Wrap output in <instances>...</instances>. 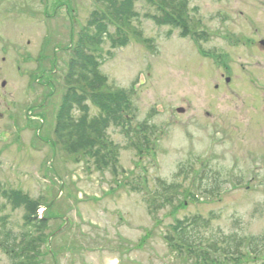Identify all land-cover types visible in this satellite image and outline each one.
<instances>
[{
  "label": "rangeland",
  "instance_id": "obj_1",
  "mask_svg": "<svg viewBox=\"0 0 264 264\" xmlns=\"http://www.w3.org/2000/svg\"><path fill=\"white\" fill-rule=\"evenodd\" d=\"M1 1L0 185L41 204L40 216L44 205L51 207L41 264H198L173 250L167 237L176 221L199 215L215 217L202 237L219 246L229 236L238 242L264 237V95L252 98V87L240 74L234 90L216 89L219 73L197 54L186 31L156 24L146 16L158 14L156 8L135 0L137 19L126 26L108 22L109 33H121L127 44L115 49L107 40L87 50L101 64L108 88L127 94L126 115L132 118L128 137L120 126L109 128L110 141L119 146L117 161L98 169L93 159L67 154L54 130L71 54L84 38L81 29L106 15L104 6L100 0ZM184 1L209 30L222 27L219 10L252 11L249 0ZM254 14L264 37V8ZM94 27L92 34L98 31ZM228 28L248 31L244 18ZM46 36L52 43L43 53ZM28 42L33 56L24 65L15 49ZM243 50L233 53L249 69ZM85 105L91 117L99 114L92 102ZM145 122L153 129L150 148L139 154L130 140L143 143L138 134ZM159 182L180 185L171 205L156 197ZM162 202L158 209L148 204ZM24 215L0 194V231L4 218L17 234ZM228 258L219 256L217 264L237 263ZM256 261L264 262V250ZM0 264H13L2 250Z\"/></svg>",
  "mask_w": 264,
  "mask_h": 264
},
{
  "label": "trees",
  "instance_id": "obj_2",
  "mask_svg": "<svg viewBox=\"0 0 264 264\" xmlns=\"http://www.w3.org/2000/svg\"><path fill=\"white\" fill-rule=\"evenodd\" d=\"M147 2L158 12L155 15L147 14V18L160 26L186 31V1L147 0ZM100 3L104 6L106 15H95L92 21L98 29L95 46H100L107 40L115 49L125 46L127 43L121 33H109L108 22L126 26L137 19L138 14L134 10L135 0H100ZM100 66L99 61L84 50L74 54L65 78L68 88L58 116L56 115L54 134L67 154L74 159L77 154H81L82 160L92 161L93 159L98 169H103L110 166L111 159L117 161L119 151V146H115L109 139V128L120 126L128 137L130 131L127 127L131 124L132 118L126 115L131 111L127 94L120 91L115 93L108 88L105 79L99 74ZM86 101L92 102L98 108V115L90 116V108L85 105ZM75 112H78V115ZM140 127V133H137L138 140L142 139L143 143L139 141L133 143L130 140V146L134 145L138 153L142 154L150 148L148 132L153 129L147 126V122ZM181 173H185V170ZM159 183L161 193H156V197L166 200L168 205H171L172 197L180 192V185L175 182ZM1 187L0 185V194L9 201L12 209H24L25 215L23 226L17 234L6 228V219L3 218L0 250L13 260V264H41V248L48 240L45 234L49 228L50 218L48 219L47 216L51 211L47 210L40 216L38 210L42 207L41 204L30 200L22 192L3 190ZM214 190L217 192L218 188H213V193ZM148 204L152 209L165 206L164 202ZM214 219L215 217L204 218L199 215L176 221L172 227L173 232L167 237L168 244L173 250L188 254L198 264H217L219 256L230 257L229 261H236V264L240 262L241 264H264V262L256 261L258 253L264 250V237L252 238L248 242L245 240L238 242L236 238L229 236L221 243L223 246H219V242L214 238L204 239L202 232L209 230ZM243 247L249 249L250 253L246 254L249 258L252 256V259L242 253Z\"/></svg>",
  "mask_w": 264,
  "mask_h": 264
},
{
  "label": "flooded vegetation",
  "instance_id": "obj_3",
  "mask_svg": "<svg viewBox=\"0 0 264 264\" xmlns=\"http://www.w3.org/2000/svg\"><path fill=\"white\" fill-rule=\"evenodd\" d=\"M225 1L228 2L229 0ZM249 1L252 3L251 13L239 11L238 15H235L232 11L219 10L216 17L221 19V24H223L222 27L217 30L211 29L207 32L200 33V39L192 38L190 41L196 49L197 54L201 56L203 61L209 64L208 67H211L213 74L214 72L217 74L219 73L221 84L216 85V89L224 87L229 90H234L235 79L237 75L240 74L247 81L249 86L252 87V98L253 96L255 98L257 94L264 95V37L258 33L259 30L257 27L261 28V26L256 20L254 12L257 11L258 7L264 8V0ZM1 2H7V0H2ZM237 18H244L245 26L248 31L235 32L229 28L226 30L227 25L230 23L234 24ZM51 39L52 38L48 36L44 38L43 44L41 45L43 53H46L50 47L52 43ZM80 41L77 44L80 45ZM218 41L223 43L218 46L216 44ZM30 45V42H28L27 46L22 43H17L15 49V53L20 57V61L24 65L26 61L32 60V51L28 50ZM79 45L74 47L71 56L79 48ZM239 48L244 49V54L249 59L247 62L248 64H246L249 69H246V66L242 62H238V59L233 53V50ZM42 58L44 59V56H42ZM17 69L21 70V67H17ZM28 71V74L32 76V70ZM3 87H6V83L3 84ZM258 103L259 102L253 105L254 110L259 109ZM257 123V126H260V122Z\"/></svg>",
  "mask_w": 264,
  "mask_h": 264
},
{
  "label": "water",
  "instance_id": "obj_4",
  "mask_svg": "<svg viewBox=\"0 0 264 264\" xmlns=\"http://www.w3.org/2000/svg\"><path fill=\"white\" fill-rule=\"evenodd\" d=\"M179 112H180V113H182V112H183V110L181 109V110H179Z\"/></svg>",
  "mask_w": 264,
  "mask_h": 264
}]
</instances>
